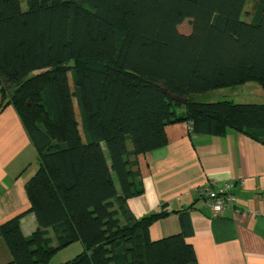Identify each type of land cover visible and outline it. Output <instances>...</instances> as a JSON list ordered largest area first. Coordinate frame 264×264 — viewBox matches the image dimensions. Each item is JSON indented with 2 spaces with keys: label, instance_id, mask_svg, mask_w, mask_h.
Returning <instances> with one entry per match:
<instances>
[{
  "label": "trees",
  "instance_id": "trees-1",
  "mask_svg": "<svg viewBox=\"0 0 264 264\" xmlns=\"http://www.w3.org/2000/svg\"><path fill=\"white\" fill-rule=\"evenodd\" d=\"M23 1L0 0V112L15 109L38 167L27 211L0 224L7 264H49L76 241L81 251L59 264H197L192 205L141 217L128 208L143 192L137 157L166 145L177 122L264 144V102L207 99L264 87V0L251 11L249 0ZM27 212L37 226L25 236ZM171 213L181 231L150 239L151 223Z\"/></svg>",
  "mask_w": 264,
  "mask_h": 264
},
{
  "label": "crops",
  "instance_id": "crops-1",
  "mask_svg": "<svg viewBox=\"0 0 264 264\" xmlns=\"http://www.w3.org/2000/svg\"><path fill=\"white\" fill-rule=\"evenodd\" d=\"M165 133L166 145L137 157L143 192L127 200L132 214L141 217L165 203L170 209L192 205L186 240L197 264H264V144L233 129L221 136L190 134L186 122L165 126ZM37 167L35 148L17 112L8 105L0 112V224L27 211L25 184ZM207 183L215 189L230 184L236 205L214 214L200 194ZM36 226L32 212L21 217L25 236ZM181 229V215L171 213L152 222L148 234L156 240ZM49 236L55 244L51 231ZM81 249L76 241L53 257L66 251L61 254L65 258ZM10 261L0 236V264Z\"/></svg>",
  "mask_w": 264,
  "mask_h": 264
},
{
  "label": "rangeland",
  "instance_id": "rangeland-1",
  "mask_svg": "<svg viewBox=\"0 0 264 264\" xmlns=\"http://www.w3.org/2000/svg\"><path fill=\"white\" fill-rule=\"evenodd\" d=\"M253 3L254 0H249L246 9L251 11ZM21 5L23 8H25V3L23 0L21 2ZM180 30L183 32H187L189 30L188 24L181 25ZM225 97L231 98L238 102H264V87H261V85L255 81H250L242 85H234L222 89H217L211 92L210 95L207 96V99L217 100ZM68 251L69 253H72L70 252V250ZM60 252L50 260L49 264H57L59 261H66L77 254L76 252L74 254L66 255L65 258H61V254L66 251Z\"/></svg>",
  "mask_w": 264,
  "mask_h": 264
},
{
  "label": "built area",
  "instance_id": "built-area-1",
  "mask_svg": "<svg viewBox=\"0 0 264 264\" xmlns=\"http://www.w3.org/2000/svg\"><path fill=\"white\" fill-rule=\"evenodd\" d=\"M230 187L228 183H223L216 189L210 183L201 187L200 194L214 214L219 213L226 206L236 205V198L230 192Z\"/></svg>",
  "mask_w": 264,
  "mask_h": 264
}]
</instances>
